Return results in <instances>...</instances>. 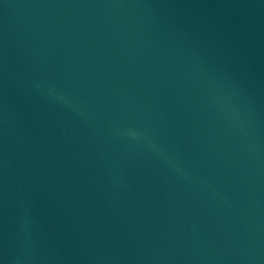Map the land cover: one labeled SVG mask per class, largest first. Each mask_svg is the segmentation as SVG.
Masks as SVG:
<instances>
[{"label":"water","instance_id":"water-1","mask_svg":"<svg viewBox=\"0 0 264 264\" xmlns=\"http://www.w3.org/2000/svg\"><path fill=\"white\" fill-rule=\"evenodd\" d=\"M0 264H264V0H0Z\"/></svg>","mask_w":264,"mask_h":264}]
</instances>
